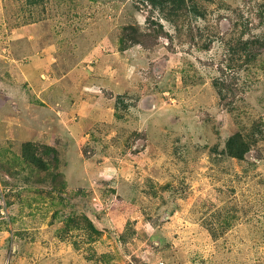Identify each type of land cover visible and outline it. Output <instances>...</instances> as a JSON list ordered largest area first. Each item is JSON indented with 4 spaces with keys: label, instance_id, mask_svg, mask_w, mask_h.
Listing matches in <instances>:
<instances>
[{
    "label": "rangeland",
    "instance_id": "1",
    "mask_svg": "<svg viewBox=\"0 0 264 264\" xmlns=\"http://www.w3.org/2000/svg\"><path fill=\"white\" fill-rule=\"evenodd\" d=\"M197 1L173 23L137 0H0V264H264V45L232 50L264 38V0ZM79 106L80 138L58 113ZM18 123L53 133L33 141L47 170Z\"/></svg>",
    "mask_w": 264,
    "mask_h": 264
},
{
    "label": "trees",
    "instance_id": "2",
    "mask_svg": "<svg viewBox=\"0 0 264 264\" xmlns=\"http://www.w3.org/2000/svg\"><path fill=\"white\" fill-rule=\"evenodd\" d=\"M28 1L29 3L33 4V3H39L43 0H28ZM137 1L138 3H142L146 6H150L152 10L160 11L167 20L173 23H177L178 22L177 20L179 18L188 17L190 14H192L196 18L205 17V13L201 11V6L197 0H137ZM209 1H212V0H209ZM153 22L154 21L151 20L152 25H153ZM159 26H160V29L163 31L162 24H158V27ZM178 26L179 24L175 25V27H178ZM131 29L134 32V36L133 38H131L132 42L134 43L139 42L140 41L139 36L136 34L139 30L133 27ZM178 31H180L179 28H178ZM240 41L242 45L232 48V50L234 54H238V57H243L244 55L245 59L247 58V55H249L248 54L249 50L252 51L251 49H253L255 45L257 44L264 45V38H261L258 36H256V38H253V39L249 38V39L240 40ZM210 42H212V38ZM241 50H244L246 53L244 54L243 52H241ZM254 54L255 56H257L256 53ZM232 59L235 61H241V60H238L236 56L232 57ZM248 59L249 60L254 59V55H252ZM255 60H256V57H255ZM249 67L248 66L244 67V69L249 70ZM246 83L247 82H244V85ZM229 84L230 82L225 81L224 77L216 78V80H214V85L217 86L220 96L224 100H226L228 103L233 104L234 99L236 98V95L240 91V87H237L236 84L234 86L232 82L230 85ZM241 87L244 88L245 86L242 85ZM99 101L103 104V106L105 105V101L103 99H99ZM99 101L91 100V102H93L94 104L96 103L97 105L96 108H103V106L101 105ZM93 122H94V115H92L90 123H93ZM250 138L251 137L249 136H247V138H244L243 135L239 132L232 134L227 139L226 151L228 152V154H230L231 156L239 160L245 159L247 152L250 150V148H252V145H253L252 142H250ZM33 141L35 140L27 139V141L23 140L21 143L22 147L24 148L26 152V158L28 160L34 161V164H36V166L41 167L43 170H47L48 165L44 164V160L41 154L52 153L56 156L57 150L56 148H52V147L49 148L48 146H46L47 149L43 150V152L40 154L37 152L39 150V148L36 147L37 144ZM212 233L214 235H217L215 232H212Z\"/></svg>",
    "mask_w": 264,
    "mask_h": 264
},
{
    "label": "crops",
    "instance_id": "3",
    "mask_svg": "<svg viewBox=\"0 0 264 264\" xmlns=\"http://www.w3.org/2000/svg\"><path fill=\"white\" fill-rule=\"evenodd\" d=\"M88 104H90L89 100L86 101ZM93 103V102H92ZM82 105V104H81ZM80 105V106H81ZM94 108H93V113L95 112L96 109V103L94 104ZM80 106L79 108L77 107H72L71 109H68L67 108V111L64 110H60L59 115H60V119L62 120V123H64L65 125H69V122L70 121H77L78 123H80V135H76L75 134V131H74V128H70L68 130H70V133L74 136V137H82L83 136V132L85 131L84 130V126H85V123H82L84 122L86 119L89 120L90 118V114H88L91 110H92V107L90 108L89 112L87 114H84V115H80V112H78V110L80 109ZM78 109V110H77ZM9 115L7 116H11L10 113H8ZM8 118H6L4 116V119L3 120H7ZM91 121H89L90 123ZM83 124V125H82ZM14 127H15V134L18 136V137H21V136H26L27 139H32V140H42L44 138H48V141H50V143L52 142L53 140V133L49 132L48 129H41V130H34L33 133H29L31 132V129L29 131V129L27 128V126L25 125H21L20 123H18L17 125L14 124ZM45 140V139H44Z\"/></svg>",
    "mask_w": 264,
    "mask_h": 264
}]
</instances>
